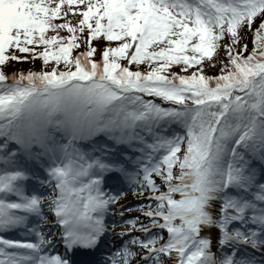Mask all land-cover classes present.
<instances>
[{
	"label": "snow or ice",
	"instance_id": "6c2138e0",
	"mask_svg": "<svg viewBox=\"0 0 264 264\" xmlns=\"http://www.w3.org/2000/svg\"><path fill=\"white\" fill-rule=\"evenodd\" d=\"M0 264H264V0H0Z\"/></svg>",
	"mask_w": 264,
	"mask_h": 264
},
{
	"label": "trees",
	"instance_id": "16d2710c",
	"mask_svg": "<svg viewBox=\"0 0 264 264\" xmlns=\"http://www.w3.org/2000/svg\"><path fill=\"white\" fill-rule=\"evenodd\" d=\"M250 47H251V44L249 43V48ZM36 63L38 65L40 63V61H37ZM20 66L25 67V68L35 67V65H31V62L25 63V64L20 65ZM217 71H218V69H206L207 74H212V75L216 74Z\"/></svg>",
	"mask_w": 264,
	"mask_h": 264
},
{
	"label": "rangeland",
	"instance_id": "374dc122",
	"mask_svg": "<svg viewBox=\"0 0 264 264\" xmlns=\"http://www.w3.org/2000/svg\"><path fill=\"white\" fill-rule=\"evenodd\" d=\"M137 199H139V198L132 196V194L130 193L129 196H128L127 201H122V203L133 204ZM124 215L127 216V215H130V213L125 212ZM119 230H120L119 228L114 229V231H119Z\"/></svg>",
	"mask_w": 264,
	"mask_h": 264
}]
</instances>
